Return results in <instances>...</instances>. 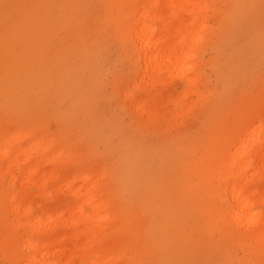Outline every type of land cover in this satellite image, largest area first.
<instances>
[{
    "label": "rangeland",
    "instance_id": "obj_1",
    "mask_svg": "<svg viewBox=\"0 0 264 264\" xmlns=\"http://www.w3.org/2000/svg\"><path fill=\"white\" fill-rule=\"evenodd\" d=\"M153 1L0 0V264L16 206L31 211L24 221L75 232L81 264H264L246 221L264 219V169L233 221L217 165L236 133L264 137V0H184L179 46L176 8ZM140 12L152 28L174 20L144 34L161 42L147 64L131 36ZM95 183L116 217L76 233L72 192Z\"/></svg>",
    "mask_w": 264,
    "mask_h": 264
},
{
    "label": "bare ground",
    "instance_id": "obj_2",
    "mask_svg": "<svg viewBox=\"0 0 264 264\" xmlns=\"http://www.w3.org/2000/svg\"><path fill=\"white\" fill-rule=\"evenodd\" d=\"M168 2H174L173 5H169ZM189 2V0L187 1ZM158 3H162L166 7H175L177 10V23L179 29L185 31V36L180 37L178 40L179 44L186 41L188 37L187 27L190 26L185 22L181 16L184 0H156L153 1L150 6H155ZM149 6V7H150ZM168 7V8H169ZM147 16L145 12H140L136 18V22L139 23L138 27H133L131 36L134 40L136 51L138 56L143 60L145 64L150 61L147 57L148 50L154 46H157L161 42L153 40L148 35L144 34L151 28V33L158 30L161 34H165L174 24V20L164 19L163 16H158L155 19H151L154 26L153 28L148 26L146 22ZM53 21V20H52ZM141 22L143 25L141 26ZM149 32V31H148ZM22 34L19 35L21 37ZM175 44L169 43L166 49L173 48ZM176 47L173 48L175 50ZM130 97V95H126ZM137 103L134 102V105ZM1 155V159L5 160L6 163L10 161L8 159V153L5 149ZM132 164V162H130ZM260 163V165H257ZM8 164V163H7ZM257 165L255 170L248 177L245 176L246 172L252 165ZM218 170L223 178V189L225 190V196L228 201V210H226L227 216L233 221H238L248 214L250 208L254 204L255 194L258 192V188L250 189V183L254 182L255 185H259V171L264 169V137L260 136L258 127H256L249 134L236 133L235 141L232 143L225 144L223 147V155L217 159ZM32 173L37 172V168L32 169ZM20 171V170H18ZM264 171V170H263ZM258 174L256 177L255 175ZM15 177L11 176L7 181V186L13 184ZM82 182L86 183L88 180V174L85 172L81 173ZM97 184L95 183L92 187L86 186L85 188L75 190L72 195L76 197L78 204L71 212L70 223L71 228L79 233L78 227L90 226V223L94 224V227L90 229L96 233H101L108 229V226L115 219V214L110 212L109 206L104 202L100 201V197L96 195ZM14 200V197L10 201ZM88 207L87 213L83 214L82 205ZM105 208V210H104ZM16 215L20 218L19 222L11 223L14 227L11 235L7 236L6 242L9 251V264H81L83 258H86L88 254H85L84 247L73 249L70 245L73 239L77 235H73L75 232H70L69 235H61L58 231H54L57 227L54 222H50V225L54 224L53 227L49 224L44 223V217H38L36 221H29V214L31 211L20 210L18 206L12 209ZM260 216V212L255 213L253 216L246 218V221H252L247 225V229L250 231L253 237L264 239V219H257ZM48 219V218H46ZM52 223V224H51ZM72 237V238H71ZM102 245H98V248L94 252L97 261L102 260V255L99 254L103 251ZM114 248V243H111L110 249ZM98 254V255H97ZM113 258L107 263L111 262Z\"/></svg>",
    "mask_w": 264,
    "mask_h": 264
}]
</instances>
